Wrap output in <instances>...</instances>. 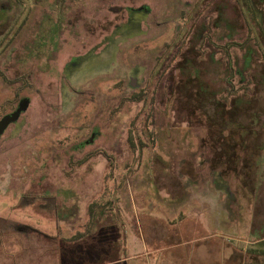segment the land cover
<instances>
[{
    "label": "rangeland",
    "instance_id": "rangeland-1",
    "mask_svg": "<svg viewBox=\"0 0 264 264\" xmlns=\"http://www.w3.org/2000/svg\"><path fill=\"white\" fill-rule=\"evenodd\" d=\"M255 1L0 0V264H264Z\"/></svg>",
    "mask_w": 264,
    "mask_h": 264
},
{
    "label": "trees",
    "instance_id": "trees-1",
    "mask_svg": "<svg viewBox=\"0 0 264 264\" xmlns=\"http://www.w3.org/2000/svg\"><path fill=\"white\" fill-rule=\"evenodd\" d=\"M254 1V2H253ZM252 3H256L255 0H252ZM233 168L232 165H229L227 167V169H223V170H227V172H230V170ZM96 202H93L90 206V214H91V219H94V207H96ZM82 232H78V234H76L75 236L72 237L73 240H79L80 238H82ZM119 230L116 227V225L112 222L110 224H106L103 225L102 227H100L98 229V231L92 235V238L90 241V243L82 248H84V252L86 251V254L88 256H91L89 254L92 255H101L103 252L104 254L107 252L105 251V247L108 246L109 250H111V243L114 241H116V239L119 237ZM81 246V245H80ZM69 249H64L63 251V255H62V263L63 264H67L66 263V255H67V251ZM70 251V250H69ZM87 256V257H88ZM105 257L100 258V260H98L97 262H90L89 264H103L104 261H106L107 259H110L108 256L106 257V255H104Z\"/></svg>",
    "mask_w": 264,
    "mask_h": 264
},
{
    "label": "water",
    "instance_id": "water-1",
    "mask_svg": "<svg viewBox=\"0 0 264 264\" xmlns=\"http://www.w3.org/2000/svg\"><path fill=\"white\" fill-rule=\"evenodd\" d=\"M28 105H29V98L28 97L22 98L18 104V108H16L15 111H13L12 113L5 114L0 119V135L3 133V131L9 125V123L16 120L19 117L20 113L23 110H26Z\"/></svg>",
    "mask_w": 264,
    "mask_h": 264
},
{
    "label": "crops",
    "instance_id": "crops-1",
    "mask_svg": "<svg viewBox=\"0 0 264 264\" xmlns=\"http://www.w3.org/2000/svg\"><path fill=\"white\" fill-rule=\"evenodd\" d=\"M209 168H210V171L213 173L212 164L209 165ZM226 173H228L227 170H223V175L226 174ZM113 245H114V241L111 243V250H109L105 254L103 252L99 257L103 259V257H105L104 255H106V257L108 256L110 258L112 253H113V247H114ZM120 262H123V260L116 262L115 260L107 259L106 261H104L103 264H119Z\"/></svg>",
    "mask_w": 264,
    "mask_h": 264
},
{
    "label": "flooded vegetation",
    "instance_id": "flooded-vegetation-1",
    "mask_svg": "<svg viewBox=\"0 0 264 264\" xmlns=\"http://www.w3.org/2000/svg\"><path fill=\"white\" fill-rule=\"evenodd\" d=\"M25 97H26V96L21 97V99H22V98H25ZM21 99H20V100H21ZM20 100H19V102H20ZM18 104H19V103H18ZM17 107H18V106H17ZM17 107H16V108H17ZM14 110H15V109H14ZM9 113H10V112H9ZM6 114H8V113H6ZM3 116H4V115H3ZM3 116H2V117H3ZM2 117H1V118H2ZM1 118H0V119H1Z\"/></svg>",
    "mask_w": 264,
    "mask_h": 264
}]
</instances>
